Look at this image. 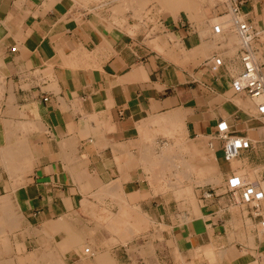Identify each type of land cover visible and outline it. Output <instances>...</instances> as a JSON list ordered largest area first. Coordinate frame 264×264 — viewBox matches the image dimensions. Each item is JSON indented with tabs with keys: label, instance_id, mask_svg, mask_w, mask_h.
<instances>
[{
	"label": "crops",
	"instance_id": "1",
	"mask_svg": "<svg viewBox=\"0 0 264 264\" xmlns=\"http://www.w3.org/2000/svg\"><path fill=\"white\" fill-rule=\"evenodd\" d=\"M241 1L264 32V0ZM225 13L0 0V264H264L226 191L234 173L264 178V119L233 92L240 40L214 32ZM221 121L253 143L238 167Z\"/></svg>",
	"mask_w": 264,
	"mask_h": 264
},
{
	"label": "built area",
	"instance_id": "2",
	"mask_svg": "<svg viewBox=\"0 0 264 264\" xmlns=\"http://www.w3.org/2000/svg\"><path fill=\"white\" fill-rule=\"evenodd\" d=\"M223 4L227 8V19L221 24H216L214 32L222 35L232 31L240 40L238 57L243 72L233 79V92L256 102L258 115L264 119V63L260 51L264 46V32L258 31L243 19L241 0H225ZM210 62L214 63V70L223 65L220 57H215ZM216 138L223 143L224 159L227 163L238 160L253 145L249 138L236 135L227 121H221L217 125ZM226 191L232 198L237 199L239 204L248 208L247 214L255 222L257 233L264 236V178L252 180L248 175L234 173L227 181Z\"/></svg>",
	"mask_w": 264,
	"mask_h": 264
},
{
	"label": "rangeland",
	"instance_id": "3",
	"mask_svg": "<svg viewBox=\"0 0 264 264\" xmlns=\"http://www.w3.org/2000/svg\"><path fill=\"white\" fill-rule=\"evenodd\" d=\"M198 2H205L206 4H210V5H213L214 4V2L216 1V0H197ZM214 1V2H213ZM219 1H221L222 3H224V1L225 0H219ZM213 2V3H212ZM213 9V7L212 6H207V8H206V10H209V14L211 15V16H213L214 14H215V17H216V19H218L219 17L216 15V13L214 12V10H212ZM220 10H222V11H224L225 10V8H222L221 7V9ZM227 14L225 13L224 15H222L221 17H224V16H226ZM227 18H223V19H220L221 20V23H222V21H224V20H226ZM234 166L235 167H238L239 166V163H237V161H235L234 162ZM244 211H245V214L247 213V211H248V208L246 207V206H244L243 208H242ZM248 226L250 227V228H252V225H251V222L248 220ZM261 239L262 240H264V236H261Z\"/></svg>",
	"mask_w": 264,
	"mask_h": 264
},
{
	"label": "bare ground",
	"instance_id": "4",
	"mask_svg": "<svg viewBox=\"0 0 264 264\" xmlns=\"http://www.w3.org/2000/svg\"><path fill=\"white\" fill-rule=\"evenodd\" d=\"M187 1H190V0H187ZM189 3V2H188ZM192 3V2H191ZM181 5V4H180ZM189 5V4H188ZM145 12V11H144ZM221 24V23H220Z\"/></svg>",
	"mask_w": 264,
	"mask_h": 264
}]
</instances>
